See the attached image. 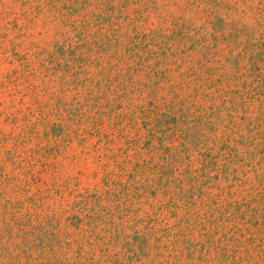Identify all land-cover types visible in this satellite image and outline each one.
<instances>
[{"label":"trees","instance_id":"trees-1","mask_svg":"<svg viewBox=\"0 0 264 264\" xmlns=\"http://www.w3.org/2000/svg\"><path fill=\"white\" fill-rule=\"evenodd\" d=\"M187 4L195 24L177 18L170 36L136 35L128 47L118 29L106 34L114 18H97L100 41L73 60L76 87L93 81L86 70L102 76L95 95L87 92V102L72 109L76 139L67 138L70 125L55 135L44 129L42 138L33 127L35 139L27 129L7 150L8 137L0 139V264H264V143L257 140L264 133V0ZM245 76L258 82L232 83ZM145 92L155 100L148 109L137 99ZM167 98L182 106L189 100L192 112L156 106ZM249 101L258 103L259 119L248 123L254 137L244 136L239 151L191 160L201 143L192 130L197 113L206 106L230 125ZM85 114L91 128L79 133ZM50 137L65 147L83 143L84 161L104 174L105 195H78L72 208L49 214L57 182L48 174L57 175L53 157L62 155ZM32 139L42 140L35 152L27 148ZM216 181L226 185L212 193Z\"/></svg>","mask_w":264,"mask_h":264},{"label":"rangeland","instance_id":"rangeland-1","mask_svg":"<svg viewBox=\"0 0 264 264\" xmlns=\"http://www.w3.org/2000/svg\"><path fill=\"white\" fill-rule=\"evenodd\" d=\"M128 1L0 0V139L8 137L6 150L9 149L8 147H12L19 137L18 134H24L27 129L31 133L30 136L35 139L38 136L43 137L44 129H49L52 135H55L59 130L64 131L66 125H70L71 132L67 138L76 139L75 132H72V123H75V119L72 118L69 122V117L78 109V103L87 102V92L93 91V95H95L98 88L95 84L102 76L97 77L98 73L94 68L91 69V72L86 70L93 81L76 87L75 83L73 84L76 81L72 74L78 71L79 64L74 63L73 60L86 54L100 41L104 29L102 32L98 31L95 25L98 23V17L104 18V20L114 18L112 20L114 26L111 32L106 34L112 35L118 29L121 38L126 39L123 45L130 42L135 43L131 38L136 35L148 38L156 36L157 41L160 40L158 36L168 37L175 29L174 22L177 18L184 19L183 21L187 24L196 22L195 13L190 11L191 9H187V0H131L133 4H128ZM113 6L116 8L114 12L110 10ZM137 8L145 10L140 12ZM150 8L154 9L149 15ZM150 66L152 67V65ZM150 66L147 68L149 69ZM243 81L258 82L254 81V78L245 76L232 83L239 85ZM232 83L230 82L231 87L228 89L234 90ZM101 84L103 86L104 82ZM160 95L167 96V93L163 91ZM137 97L141 104L139 106H144L146 109L150 108L148 103H155L154 96L149 95L148 92L141 93ZM169 99L157 101L156 106L170 108V113L177 116L182 110H186L187 113L192 112V109L188 107L189 100L186 105L182 106L173 98L172 102L174 103L169 104L171 101ZM246 105L247 110L245 112L238 110L230 125L217 120V117L212 114V110L207 109L206 106L197 113V123L192 127V130L197 137H201L199 141L201 143L195 148V151L190 153L192 154L191 160L203 159L201 153L213 156L220 152L221 155L222 153L227 155L229 149L234 147H237V151H239L241 146L246 143L244 136H248L250 139L254 137V132L251 131L252 124L248 126V123L259 119L258 103L249 101ZM29 120L30 123H28ZM89 122L90 120H87L85 114L79 123L78 132L81 133L85 129L89 132L91 128L88 126ZM33 123L37 124V128L33 126ZM261 125L260 131L264 130V118ZM191 126L192 124H187V127ZM33 127L39 132L35 138L32 134ZM60 127H63V130ZM74 130H78L76 125ZM27 135L29 134L27 133ZM259 136L262 138H257V140L264 143V133ZM80 138L89 139L88 135L84 134ZM89 140L94 142V139L90 138ZM41 141L33 140L27 148L35 152ZM55 141H57V146H61L62 155L53 157V160L56 158L53 163L57 165V175L48 174L57 182L54 196L49 193L54 199L46 203L50 206L49 214L52 213V210L59 214L60 210H66V207L72 208L71 205L80 200L78 195H92L96 191L102 196L105 195L107 188L104 186V174L96 165L91 166L84 161L81 153L83 143L78 145V142L73 140V143L70 141V146L65 147L66 145L63 144V141H59V138L50 140L52 143ZM176 143L179 142L176 141L174 145ZM225 146L229 148L225 149ZM207 148L212 150L206 151ZM5 149L0 147V155L3 158ZM257 149L262 151L263 148L258 145L253 149L254 152ZM132 158L134 159L133 163L137 161L135 157ZM44 159H47V153ZM86 164L90 169H87ZM194 165L198 166L199 164ZM11 170L8 169V171ZM49 172L52 170L50 169ZM251 175L255 174L251 173ZM21 178L25 179V176H21ZM127 178L123 177V180H127ZM241 180L244 181L243 178ZM213 185L211 192L219 193L226 183L216 181ZM58 191L61 194H58ZM73 211L68 212L74 213ZM0 235L4 237V230L1 227ZM34 258H37L36 254Z\"/></svg>","mask_w":264,"mask_h":264}]
</instances>
